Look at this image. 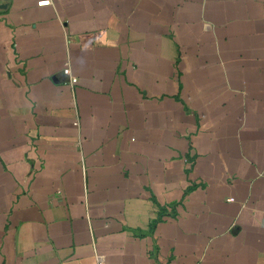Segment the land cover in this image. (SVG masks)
Instances as JSON below:
<instances>
[{"label":"crops","instance_id":"crops-1","mask_svg":"<svg viewBox=\"0 0 264 264\" xmlns=\"http://www.w3.org/2000/svg\"><path fill=\"white\" fill-rule=\"evenodd\" d=\"M0 264H264V0H0Z\"/></svg>","mask_w":264,"mask_h":264},{"label":"built area","instance_id":"built-area-1","mask_svg":"<svg viewBox=\"0 0 264 264\" xmlns=\"http://www.w3.org/2000/svg\"><path fill=\"white\" fill-rule=\"evenodd\" d=\"M62 74H63V76H65V77L67 78V80H68L69 83H71V84L76 83L77 80H76V78H74V77L71 75V73H70V69H69L68 65H65V66H64V68H63V70H62Z\"/></svg>","mask_w":264,"mask_h":264}]
</instances>
